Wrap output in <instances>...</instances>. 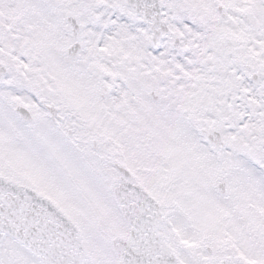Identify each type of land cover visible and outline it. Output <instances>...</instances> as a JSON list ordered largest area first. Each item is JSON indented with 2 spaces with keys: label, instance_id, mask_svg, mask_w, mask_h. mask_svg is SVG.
<instances>
[{
  "label": "snow or ice",
  "instance_id": "1",
  "mask_svg": "<svg viewBox=\"0 0 264 264\" xmlns=\"http://www.w3.org/2000/svg\"><path fill=\"white\" fill-rule=\"evenodd\" d=\"M0 264H264V0H0Z\"/></svg>",
  "mask_w": 264,
  "mask_h": 264
}]
</instances>
